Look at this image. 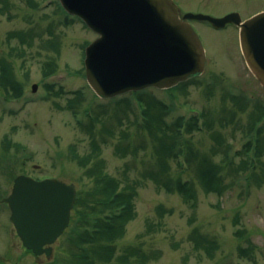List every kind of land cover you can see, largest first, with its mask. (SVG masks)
I'll return each mask as SVG.
<instances>
[{"label": "rangeland", "instance_id": "rangeland-1", "mask_svg": "<svg viewBox=\"0 0 264 264\" xmlns=\"http://www.w3.org/2000/svg\"><path fill=\"white\" fill-rule=\"evenodd\" d=\"M6 1L7 8L0 3V58L11 63L25 94L21 99L8 100L13 95L0 84L1 196L11 193L16 176L30 175L34 179L51 177L75 184L86 197L85 192L93 187L88 172L94 162L82 166L80 161L86 157L94 160L99 154L108 174L135 186L136 216L127 224L124 236L114 242L111 261L96 264H122L121 257L130 250L136 254L130 257L131 264H264V148L256 169L241 168L246 156L236 155L250 139L249 129L264 115V87L246 65L239 27L215 29L209 22L192 21L207 54L204 74L170 92L150 89L152 95L172 105L167 117L170 123L179 116L189 118L193 115L191 109L209 114L211 128L186 135L195 152L208 156L218 146L214 137L222 140L218 154L210 158L224 167L223 195L205 191L197 174V161L190 168L180 169L169 158L171 178L190 179L195 184V199L187 202L178 192L168 193L145 177L149 169H159V165L151 134L135 123L139 109L135 102L133 105V96H129L131 108L124 114L117 110L115 101L100 99L89 87L84 54L98 35L79 20L69 19L57 0ZM174 1L184 13L211 17L238 12L245 20L264 11V0ZM14 32H25L27 44L9 39ZM46 61L55 62L56 74L52 78H44ZM47 84L55 85L53 91L47 89ZM33 85L38 86L36 93ZM59 87L65 90L64 94ZM77 90L81 91L80 96L73 94ZM232 96L238 97L239 104L246 108L241 109ZM77 98L79 101L75 102ZM102 104L106 112L100 115L101 122L92 132L86 131L85 110L99 112L104 108ZM258 124L264 128V116ZM252 136L256 137V132ZM120 144L133 149L139 146L137 155L118 154L116 146ZM227 149L235 157L233 166L224 160ZM251 174L255 178L249 181ZM86 214L83 207L76 209L74 223L53 245L51 257H37L23 246L11 222L10 210L1 205L0 264H77L73 254L80 250L72 240H76L73 238L77 224L85 225ZM238 230L244 235H236ZM194 232L215 242L214 256L195 248L191 240ZM242 251L249 253L244 255ZM137 252L141 257H136Z\"/></svg>", "mask_w": 264, "mask_h": 264}, {"label": "water", "instance_id": "water-1", "mask_svg": "<svg viewBox=\"0 0 264 264\" xmlns=\"http://www.w3.org/2000/svg\"><path fill=\"white\" fill-rule=\"evenodd\" d=\"M60 2L99 34L86 48L85 68L90 86L101 98L149 87L172 88L200 76L207 57L190 20L208 21L218 29L239 26L245 60L264 86V12L243 21L236 12L222 18L182 15L174 0ZM76 196L75 185L19 176L4 202L24 246L37 256H51V245L69 226Z\"/></svg>", "mask_w": 264, "mask_h": 264}, {"label": "trees", "instance_id": "trees-1", "mask_svg": "<svg viewBox=\"0 0 264 264\" xmlns=\"http://www.w3.org/2000/svg\"><path fill=\"white\" fill-rule=\"evenodd\" d=\"M0 3L4 4V8H7V5L9 6L6 0H0ZM0 10L2 9L0 8ZM11 38L17 39L20 44H27V34L25 32L11 33L9 39ZM43 71L44 76L54 73L56 71L55 62L46 61ZM0 84L6 89V93H12L11 98L17 99L24 94V88L16 79L11 63L4 58H0ZM48 88L52 91L54 89L53 86H48ZM59 92L62 93V91ZM148 92L132 94L142 104V114L146 117L142 125L137 121L135 123L137 128L147 129L151 134L155 155L157 156L156 162L159 165V169H149L144 174L145 177L151 179L159 187L164 188L168 193L178 192L187 202L194 200L196 196L194 182L192 180L184 181L182 178L175 181L169 174V158L174 159L179 164V156L184 154L190 166L194 161H197V174L205 191L223 195L226 185H224L221 172L224 167L217 165L210 158V155L218 154L219 146H222L221 138L219 136L214 137L217 139L218 146L211 149L210 155L201 156L199 152L194 151L192 140L184 137V133L192 135L198 130L199 120L193 117L187 121L185 117H180L172 124H168L166 117L169 115L171 108ZM78 101L77 98L75 102ZM233 101L238 102L235 98ZM116 105L119 107H116L117 110L127 114V110L131 108V101L129 98H123L117 101ZM105 108L96 113L95 119L85 127L86 131L92 132V129L96 128V124L101 122L100 115L106 112ZM240 108L245 109V106ZM119 119L121 121L122 118L119 117ZM207 124L209 127L212 125L208 121ZM108 131L110 130L108 129ZM261 133L262 131L258 133L257 146H254L252 142L245 146L246 151L254 147L257 157L263 154L264 142ZM93 145L96 149H99L95 139H93ZM142 145L140 147H143ZM138 148L139 146L133 149L128 144L116 146L117 153L123 157L127 154L137 155ZM224 155L225 162L233 166L234 159H231L228 149ZM99 156V154L95 156L94 160H92V157H86L80 161L82 166H86L91 161L94 162V165L91 166L92 168L88 172V176L93 178V187L87 193L85 192L86 197L83 196V193H79L77 200V209L83 207L87 211L85 226L77 224L75 227L77 229L76 240H72L78 250L82 248V251L73 254L77 264H96L97 261L110 262L114 254V242L124 236L127 224L136 216L134 211L135 186L131 183L124 184L122 180L108 174L105 170L104 161ZM240 166L247 169L250 166V161L243 159ZM97 214L98 216H96ZM236 235H244V232L238 230ZM192 237L191 240L194 242L196 249L204 250L210 257L214 256L213 250L216 249V246L213 240L199 235L197 232H194ZM137 253L138 256L136 257H141V254ZM248 253V251H242L244 255H248ZM135 255L134 250L128 251L127 254L121 257L122 264H131L130 257Z\"/></svg>", "mask_w": 264, "mask_h": 264}]
</instances>
